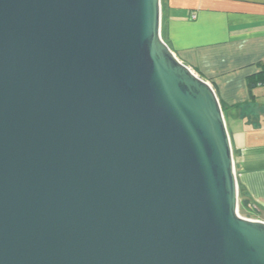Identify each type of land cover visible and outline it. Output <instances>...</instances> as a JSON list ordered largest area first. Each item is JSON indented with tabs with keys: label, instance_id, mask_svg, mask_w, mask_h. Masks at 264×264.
Listing matches in <instances>:
<instances>
[{
	"label": "water",
	"instance_id": "95a60500",
	"mask_svg": "<svg viewBox=\"0 0 264 264\" xmlns=\"http://www.w3.org/2000/svg\"><path fill=\"white\" fill-rule=\"evenodd\" d=\"M160 0H0V264H264L212 86Z\"/></svg>",
	"mask_w": 264,
	"mask_h": 264
},
{
	"label": "crops",
	"instance_id": "0c3cea01",
	"mask_svg": "<svg viewBox=\"0 0 264 264\" xmlns=\"http://www.w3.org/2000/svg\"><path fill=\"white\" fill-rule=\"evenodd\" d=\"M161 37L176 58L208 82L225 116L236 182L264 213V85L246 103L247 76L264 69V0H160ZM258 220L264 222V218Z\"/></svg>",
	"mask_w": 264,
	"mask_h": 264
},
{
	"label": "trees",
	"instance_id": "16d2710c",
	"mask_svg": "<svg viewBox=\"0 0 264 264\" xmlns=\"http://www.w3.org/2000/svg\"><path fill=\"white\" fill-rule=\"evenodd\" d=\"M260 85H264V69H261L258 72L247 76L246 88H247V92H248V99H247L246 103L255 102V97H254L252 91L257 86H260ZM219 102H220V106H221L222 113L224 116L229 109L239 106V105L229 106V105L225 104L220 99H219ZM239 206H240V211L253 212L254 215L259 216V209L249 199L244 198L243 196H241V198H240Z\"/></svg>",
	"mask_w": 264,
	"mask_h": 264
},
{
	"label": "rangeland",
	"instance_id": "374dc122",
	"mask_svg": "<svg viewBox=\"0 0 264 264\" xmlns=\"http://www.w3.org/2000/svg\"><path fill=\"white\" fill-rule=\"evenodd\" d=\"M197 75V73H194ZM198 76V75H197ZM242 196V193L240 190H238V212H239V215L245 219H250V220H258V216L254 215L253 212H247V211H240V206H239V203H240V198ZM261 216V215H260ZM260 216H259V219H260ZM261 218H264V213H262V216Z\"/></svg>",
	"mask_w": 264,
	"mask_h": 264
}]
</instances>
